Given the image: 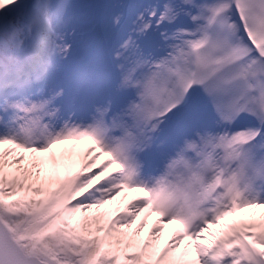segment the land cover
Segmentation results:
<instances>
[{
	"label": "snow or ice",
	"instance_id": "obj_1",
	"mask_svg": "<svg viewBox=\"0 0 264 264\" xmlns=\"http://www.w3.org/2000/svg\"><path fill=\"white\" fill-rule=\"evenodd\" d=\"M0 264H264V0H0Z\"/></svg>",
	"mask_w": 264,
	"mask_h": 264
}]
</instances>
